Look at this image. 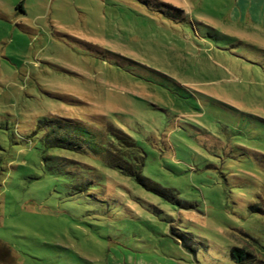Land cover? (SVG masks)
Returning a JSON list of instances; mask_svg holds the SVG:
<instances>
[{"label":"rangeland","instance_id":"rangeland-1","mask_svg":"<svg viewBox=\"0 0 264 264\" xmlns=\"http://www.w3.org/2000/svg\"><path fill=\"white\" fill-rule=\"evenodd\" d=\"M15 2L0 0V264H264V26L243 1L28 0L21 20ZM53 121L121 130L141 182L53 148Z\"/></svg>","mask_w":264,"mask_h":264},{"label":"trees","instance_id":"trees-1","mask_svg":"<svg viewBox=\"0 0 264 264\" xmlns=\"http://www.w3.org/2000/svg\"><path fill=\"white\" fill-rule=\"evenodd\" d=\"M159 4H161L162 8L169 9L181 17L180 10L163 3ZM56 125H58V121H53L52 126L54 127L49 133L45 134V137H48L49 143L53 148H63L81 154L87 149L89 151L88 155L99 160L102 165L141 182L142 152L133 140L121 130L114 128L107 121L99 124L100 129L90 128L87 124L64 121L63 128L65 131L61 127L62 130L60 132V126ZM250 208L260 211L255 207ZM230 255L236 263H240L243 259L252 258L251 253L238 248L232 249Z\"/></svg>","mask_w":264,"mask_h":264},{"label":"crops","instance_id":"crops-1","mask_svg":"<svg viewBox=\"0 0 264 264\" xmlns=\"http://www.w3.org/2000/svg\"><path fill=\"white\" fill-rule=\"evenodd\" d=\"M33 1V0H32ZM41 1V0H36ZM243 1L244 9L243 15L249 16L250 19L257 23L262 24L264 26V0H241ZM28 0H16L15 4L13 5L14 9V17L17 18V20H21L22 18H26L28 16ZM17 6H20L17 8ZM233 11V15L231 17H237L239 14H236V12ZM232 14V13H231ZM241 17V16H240ZM238 20V19H237Z\"/></svg>","mask_w":264,"mask_h":264}]
</instances>
